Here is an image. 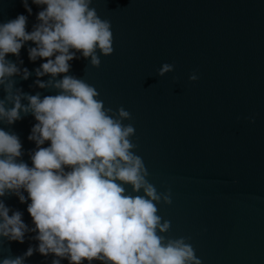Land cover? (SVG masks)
Wrapping results in <instances>:
<instances>
[{"label": "water", "instance_id": "obj_1", "mask_svg": "<svg viewBox=\"0 0 264 264\" xmlns=\"http://www.w3.org/2000/svg\"><path fill=\"white\" fill-rule=\"evenodd\" d=\"M28 4L31 15L21 0H0V23L23 14L31 31L43 6ZM90 7L110 22L113 52L97 51L99 67L77 53L68 75L93 86L111 114L120 107L129 112L122 123L134 128L131 151L156 192L170 194V204L162 198L155 205L161 223L169 222L159 234L183 237L201 264H264V0H92ZM31 46L6 56L30 73L27 80L11 78L13 91L56 95L34 83L44 61L29 60ZM165 63L173 70L160 75ZM5 95L0 86V99ZM21 117L0 128L19 137L21 159L31 166L36 145L28 136L36 121ZM0 199L33 226L30 201L12 194ZM33 236L26 233L23 243L0 237V259L23 257L31 246L24 264H51L54 255L36 252Z\"/></svg>", "mask_w": 264, "mask_h": 264}, {"label": "clouds", "instance_id": "obj_2", "mask_svg": "<svg viewBox=\"0 0 264 264\" xmlns=\"http://www.w3.org/2000/svg\"><path fill=\"white\" fill-rule=\"evenodd\" d=\"M21 3L31 15L28 0ZM32 4L43 7L31 31L26 30L23 14L0 23V86L6 93L0 99V123L12 125L22 113L36 121L28 136L36 145L30 153L31 166L21 159L19 137L0 128V198L12 194L21 203L30 201L27 212L33 226L0 199V237L23 243L26 233H34L35 251L53 254L51 264H61L62 259L69 264L93 260L201 264L183 237L166 239L159 234L169 229V222L161 223L155 205L162 198L170 204V194L156 192L146 179L142 159L131 151L134 128L122 123L131 118L129 112L120 107L118 115L111 114L93 86L68 75L69 62L79 58L77 53L99 67L97 51L105 56L113 52L110 22L90 7L92 0H32ZM29 41L35 45L27 49L29 60L44 61L35 69L34 83L55 88L56 95L41 98L39 93L13 91L11 78L19 75L27 80L30 73L6 56L18 57ZM172 70L173 65L165 63L159 74ZM45 75L48 81L39 79ZM189 79L196 81L198 76L192 73ZM126 185L144 195L129 194ZM33 251L29 246L23 257L3 258L0 264H24V257Z\"/></svg>", "mask_w": 264, "mask_h": 264}]
</instances>
